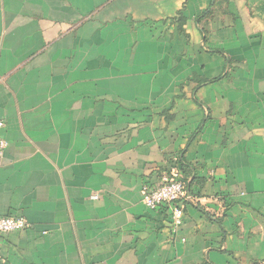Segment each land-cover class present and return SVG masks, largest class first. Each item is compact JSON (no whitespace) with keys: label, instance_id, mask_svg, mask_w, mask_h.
<instances>
[{"label":"crops","instance_id":"0c3cea01","mask_svg":"<svg viewBox=\"0 0 264 264\" xmlns=\"http://www.w3.org/2000/svg\"><path fill=\"white\" fill-rule=\"evenodd\" d=\"M0 121V264H264V0H0Z\"/></svg>","mask_w":264,"mask_h":264},{"label":"built area","instance_id":"2783aa9c","mask_svg":"<svg viewBox=\"0 0 264 264\" xmlns=\"http://www.w3.org/2000/svg\"><path fill=\"white\" fill-rule=\"evenodd\" d=\"M4 127V122L0 121V130ZM7 146V141L0 136V158L4 156ZM142 195L143 203L149 209L168 208L175 229L183 223L187 203L193 201L189 195L188 184L177 169H172L160 186L154 188L144 186ZM30 227V223L25 218L0 216V234L24 231Z\"/></svg>","mask_w":264,"mask_h":264}]
</instances>
